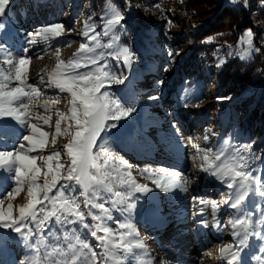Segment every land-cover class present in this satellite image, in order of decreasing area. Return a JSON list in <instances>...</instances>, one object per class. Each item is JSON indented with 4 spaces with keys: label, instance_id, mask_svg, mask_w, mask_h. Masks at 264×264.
I'll return each mask as SVG.
<instances>
[{
    "label": "rangeland",
    "instance_id": "rangeland-1",
    "mask_svg": "<svg viewBox=\"0 0 264 264\" xmlns=\"http://www.w3.org/2000/svg\"><path fill=\"white\" fill-rule=\"evenodd\" d=\"M20 1L26 5L25 9L33 11L32 13L36 17L32 22H27L26 26L24 25L25 27L21 26L19 28L17 26V17L13 15L15 4L17 2L20 3ZM136 6L130 2L129 9L124 13L110 0L104 1L103 5L98 4L94 7L91 6V2H82V0H10V9L7 15L0 17V23L5 24L3 31H0L1 45H5L7 48L11 47L12 51L20 50V53H22L21 49L25 51L28 47L35 48L37 52L42 51L43 54L56 49L61 55L58 60L63 59L66 63L73 58L80 59L83 62L82 57L84 54L77 55L81 43H88L90 47L95 48L96 42L90 40L93 31L100 34L98 40L103 45H106L113 36L117 37L118 39L113 41L112 49L103 47L96 50L97 53L101 51L105 53L104 59L99 60L97 66H106V70L117 75L121 73L127 75L128 78L124 84L115 85L106 82L105 88L110 92L111 97L122 106L135 109L129 117L119 121L117 127L102 133L93 149L94 154L100 153L99 163L101 168L97 175L98 179L103 181V185L100 186L101 198L97 202L105 203L106 207L111 211L112 219H108L101 210L93 209L95 214L101 216V220L94 222L88 217L87 222L90 224L100 223L102 229H112L111 235L103 230L98 231V235L107 237L105 241L107 247L102 246L99 241L91 237L88 230L81 229L78 224L47 226V231L37 230V234L33 235L29 240V244L34 245L33 248L26 247L18 234L8 229H0V238L15 236L17 241H20L18 244L19 251L15 253L20 256L18 257L19 260L23 259L22 261L25 264H62L64 261H68V264H70L74 253L79 257L77 264H93L91 252L88 249L81 248L80 242L76 239L77 236H79L80 241L88 243L96 252L95 264H140L141 252L145 250L147 254L149 253L146 247L150 249V252L157 251L160 255L163 254L155 248L158 246L156 240L150 239L157 234L146 230V224L149 223V213L153 212L161 215L168 213L165 204L170 201V203H174L172 208L177 215H181L182 211L185 210L188 214L185 215L187 218L199 217L200 213L197 212L200 210H192L196 203L192 199L199 203L202 196H205L206 201L215 200L219 205L216 215H213L211 204H207L205 209L203 208V210L208 211V214L204 215L205 219L203 220V222L206 221L205 228L199 227V224H202L200 221H198V226H196L193 220L185 224V226H181L187 232H191L189 236L192 237L194 235L197 238V242L193 241L188 246V248L195 249V252H192L189 257L190 261L192 258V263L197 264H226L229 254L227 253L228 256L223 259L220 249L227 244L235 245L239 237H233L230 225L227 227L225 225L228 224L230 218L246 212L252 214V225L245 231L248 239L241 251V264H261V261H255L252 257L261 255L262 260H264V254L258 251L262 242L251 236L250 233L253 231L264 232V225H260V216L257 214V205L264 209V197L249 192L241 208L238 210L232 209L225 201L230 196L233 200L235 199V187L229 190L224 183L210 172L202 170L201 172L199 170V173L208 176L212 185V187H206L207 191L205 192L207 193H200L199 189L196 191L194 187L189 189L190 183L183 185L186 191L181 192L180 188H174L171 192H168L171 194L170 197H167L165 192L155 188L154 179L159 178L161 175L165 176V174L163 170L155 169L156 167L153 166V163L166 162L161 161L160 157L155 155L143 156L138 152L140 149L144 152L149 149L153 153L156 152L158 155L168 156L170 159L186 161L187 172H195L203 163L204 149L211 148L213 156L222 153L221 160L215 163L232 164L235 163L233 159L235 149L250 144L252 147L247 154L248 167L259 169V173L254 172L253 174H259L261 179L264 180V143L253 144L250 141L251 136L248 130L251 127L248 124L246 125V122L243 129L230 132L229 134L221 130L220 119L222 112L216 109L218 101L215 99L213 86L209 83L204 70L201 71L198 77L190 78L189 76L181 75L180 68L192 51L191 45H185L182 51L176 52L172 49V44L179 39L175 35V31L180 29L179 20L187 8L186 0H157L156 3L145 8ZM114 11L120 12L125 18L114 32L109 30V36H104V22L111 18ZM135 11L137 15L149 20L151 23V27L148 30L151 36L145 40L142 49L138 48V43L135 41L136 32L130 31L127 26V21L132 20L131 13L135 15ZM24 15H27V13H23ZM102 17L104 19H101ZM86 21L95 26L94 29L89 30V37L83 36ZM56 23L64 26L62 35L60 37L49 36L47 40H44V34L39 33L38 30ZM246 31L240 37L234 54L243 61L248 62L256 53L254 49L257 47L254 44V35L252 48L248 47L247 38L245 37ZM30 34H36V44L31 43L32 37ZM13 43L14 47L12 46ZM125 47L131 53V69H127L123 64L122 53L119 61L115 58V54L121 52ZM66 53H69V55L65 56ZM109 53H112V55H109ZM27 58L30 59V72L32 61L30 57ZM223 61L224 57L219 56L218 62L223 63ZM93 67L89 65L87 68H81L78 71L91 70ZM28 83L39 87L42 93L41 97L35 101H52L56 99L59 101L55 104L50 103L48 111L44 108L45 113H42V107H39V111L32 115L31 122L37 123L44 131L49 132V136L48 143L44 149H38L29 154L48 156L59 151L61 153L60 162L65 165L64 171H66L68 157L64 145L68 143V137L63 134L66 124L65 122L61 123L62 132L60 135H56L55 123L58 119L57 112H67L70 108L69 94L60 93L55 88L48 87L46 90L43 87L41 88V84L31 79H28ZM104 90L102 89L101 92ZM165 95L169 96L167 100L164 98ZM153 96L158 97V99L151 100L150 97ZM25 99L29 102L28 98ZM184 107L188 111L180 114ZM176 111H179L178 115ZM37 114L49 115L51 117L49 124L45 125L42 120L36 119ZM6 119V117L0 118V122ZM245 119L246 115L242 117V120ZM111 122L108 121L107 123ZM190 122L194 124L190 126ZM11 123L16 128H22L25 132L24 134H28L29 130L27 128L24 129L23 125L15 119H11ZM131 125L134 127L132 132L117 134L118 129L127 131ZM206 129H211L212 132H207ZM212 133H215V135H212ZM190 135L195 139L192 140ZM23 136H20L17 146L20 143H25L27 147V142L23 141ZM206 136L208 139H205ZM199 160L202 161L201 164L198 163ZM121 161H127L128 164L131 163L130 171L138 183H144L153 188V191L149 193H137L134 195L133 200L137 206L130 213L120 212L111 206L112 200L116 199L114 195L116 191H127V188L121 183V178L128 170L123 169ZM53 163L55 164L56 162L53 161ZM37 164L42 167L39 183H43V171L46 168L39 159ZM165 168L168 169V167ZM141 173H144V175H141ZM0 177L6 181L5 183L1 181V184L6 187L7 193L13 190L15 187L14 170L0 169ZM182 177L187 178L185 172ZM60 183L63 184L64 181L61 180ZM104 185L111 187L112 191L108 192ZM57 188H59V184ZM208 189L210 190L208 191ZM80 191V187L76 186V192L79 193ZM7 193L0 195V199L5 201L3 205L5 210L9 203L6 198ZM181 193L187 195V200L189 201L177 205L178 194L180 195ZM55 194L56 189L50 195ZM144 198L150 199V203L145 204ZM83 199L81 196V208L86 211L82 203ZM11 203L13 205V216H18L20 206L27 203V185L24 186L23 191L12 199ZM37 207L39 208L41 205ZM129 220L134 225L133 235L125 236L121 240L120 235L126 230L118 228L116 222L125 223ZM195 226L200 229L196 231ZM73 228L76 229L75 232L72 231ZM174 232L175 230H172L170 235H167V238ZM202 232L204 234H200ZM164 239L165 236L161 237L160 242L165 241ZM108 241H111V243H108ZM200 241L204 244L203 246L199 244L201 243ZM70 245H74L75 248L70 247ZM126 245L131 246V252L125 250ZM36 248L39 251H36ZM198 250L201 254H204L203 260L201 254H197ZM1 251L2 249H0V253ZM182 253L184 251H181ZM148 259L152 260L150 255ZM220 259L226 260L225 263ZM183 260L186 261L184 258Z\"/></svg>",
    "mask_w": 264,
    "mask_h": 264
},
{
    "label": "snow or ice",
    "instance_id": "snow-or-ice-1",
    "mask_svg": "<svg viewBox=\"0 0 264 264\" xmlns=\"http://www.w3.org/2000/svg\"><path fill=\"white\" fill-rule=\"evenodd\" d=\"M231 2L235 3L237 0H231ZM261 3L264 6V0H261ZM244 5L247 6V0H244ZM9 9L10 0H0V17H5ZM124 18V15L120 12L114 11L111 18L104 22L103 35L109 36V30L114 32L116 27L122 24ZM94 27V24L86 21L83 36L89 37V30L94 29ZM4 28L5 24L0 23V31H3ZM63 30L64 26L56 23L42 27L38 31L44 34L43 39L47 40L49 36L60 37ZM30 35L32 37L31 43L36 44V34ZM99 35V33L93 31L90 36V40L96 42L95 48L90 47L88 43L80 44L77 55L84 54L82 57L83 62L76 58L69 60L67 63L63 59H59V62L48 73L47 87L55 88L60 93H68L70 97V108L67 112L58 111V119L55 123L56 135H60L62 132L61 123L65 122L66 124L63 130V134L68 137V143L64 145L68 157L66 171H64L65 165L60 162L61 153L59 151L48 156L29 154L38 149H44L49 136V132L44 131L37 123L30 121L29 117L32 115L28 111L30 103L23 102L24 98H28L29 102H33L42 95L39 87L28 83L30 59L25 56L16 60L9 58L7 63L11 67L7 71L0 68V118L15 119L29 130L28 134L23 136V141L27 142V147L25 143H20L15 150H0V169H12L15 174V187L6 194L9 201L6 210L3 207L4 199H0V229H8L18 234L21 241L28 248L34 247L33 244H29V240L37 234V230L47 231V226L78 224L81 229L88 230L91 237L105 247H107L105 245L107 237L98 235V231L103 230L109 235L112 233L111 228L102 229L100 223L90 224L87 222L88 217L94 222L101 220V216L95 214L93 209L101 210L108 219H112L111 211L105 203L97 202L101 198L100 186L103 185V181L98 179L97 175L101 168L99 163L100 153L94 154L93 149L102 133L117 127L118 122L129 117L135 109L122 106L111 97L110 92L105 88L106 82L121 85L128 77L124 73L119 75L112 73L106 70V66H97L98 61L104 59L105 53L103 51L97 53L96 50L103 47L112 49L113 41L118 39L113 36L106 45H103L98 40ZM253 35L251 29H248L245 33L249 48H252L253 45ZM254 50L256 52L260 51L259 48ZM121 53L123 54V64L127 69H131L129 49L125 47L121 52L115 54L118 61ZM109 55H112V53H109ZM57 56H59V53H57ZM221 63H217L216 66L220 67ZM89 65L94 67L91 70L78 71L81 68H87ZM44 79V76L41 75V82H44ZM13 81L18 82L16 87H10ZM102 89L105 90L101 92ZM150 99L156 100L158 97L153 96ZM58 102V99L45 100L42 106L48 111L50 103L55 104ZM36 119L42 120L43 124L47 125L51 117L37 114ZM108 121L112 122L107 123ZM206 131L212 132L211 129H206ZM212 135H215V133H212ZM3 139L4 137L0 135V140ZM205 139H208V137L206 136ZM251 147L252 145L249 144L236 148L233 157L235 163L232 164H217L215 162L221 160L222 153L213 156L211 148L203 150L202 171L210 172L224 183L229 190L234 187L236 189L235 199L233 200L230 196L225 201L232 209H240L249 192L264 197V180L261 179L259 174H253L254 172L259 173V169L248 167L247 154ZM38 159L42 161L46 168L43 171V183H39L42 167L38 166ZM53 161L56 163L54 164ZM121 164L123 169L128 170L121 178V183L127 188V191H116L114 193L116 199L112 200L111 206L120 212L130 213L137 206L133 200L134 195L149 193L153 191V188L147 184L137 182L132 176L131 165L127 161H121ZM164 171L167 172L168 170L165 169ZM141 175H144V173H141ZM172 177L173 179L168 180L161 175L159 178L154 179L155 188L165 193L171 192L174 188L186 191L184 186L175 178V173H172ZM61 180L64 181L63 184L60 183ZM58 184L59 188H57ZM25 185H27V203L20 206L18 216H13L11 201L24 190ZM76 186L81 189L79 193L76 192ZM104 187L108 192L112 191L111 187L106 185ZM54 189H56V194L50 195ZM81 196L84 198L82 203L86 211L81 208ZM199 202L201 205L206 203L203 200ZM38 205H41V207L38 208ZM211 208L215 216L219 208L215 200L211 201ZM201 213H203V207ZM257 214L260 216V225H264V209H261L259 205H257ZM251 217L252 214L245 212L237 217L230 218L228 224L225 225V227L230 225L233 237H239L235 245L227 244L220 249L222 256L224 253L229 254L230 258L227 259L226 264H241V251L248 239L245 231L252 225ZM116 223L118 228L126 230L121 233V240L125 236L133 235L134 225L130 220L125 223L119 221ZM203 223L206 226V221ZM72 231L75 232L76 229L73 228ZM250 235L262 242L258 251L264 254V232L253 231ZM76 239L80 242L82 249H88L91 252V259L95 264L96 252L88 243L80 241L79 236ZM2 243L3 238H0V244ZM108 243H111V241H108ZM70 247L75 248L74 245H70ZM35 250L39 251L38 248ZM125 250L131 252V246L126 245ZM78 259L79 257L74 253L70 264H77ZM252 259L261 261V264H264L261 255H254ZM19 264H24V262H19ZM62 264H68V261H64Z\"/></svg>",
    "mask_w": 264,
    "mask_h": 264
},
{
    "label": "trees",
    "instance_id": "trees-1",
    "mask_svg": "<svg viewBox=\"0 0 264 264\" xmlns=\"http://www.w3.org/2000/svg\"><path fill=\"white\" fill-rule=\"evenodd\" d=\"M91 2V6L103 5L108 0H82ZM122 12H126L130 2L145 8L157 0H110ZM187 8L179 20L178 36L172 44L174 51L185 45H191V53L180 68L182 76L198 77L202 70L206 72L213 86L216 109L222 112L220 124L224 133L241 130L244 123L251 142L264 143V6L261 0H186ZM136 6V7H137ZM132 20L127 21L130 31H135V41L142 49L151 35L149 20L131 13ZM126 28V27H125ZM247 29L254 33V44L260 49L251 60L243 61L235 56L240 37ZM128 41V39H126ZM219 56L223 63L217 67ZM232 100V102H230ZM246 115V119L242 117Z\"/></svg>",
    "mask_w": 264,
    "mask_h": 264
},
{
    "label": "bare ground",
    "instance_id": "bare-ground-1",
    "mask_svg": "<svg viewBox=\"0 0 264 264\" xmlns=\"http://www.w3.org/2000/svg\"><path fill=\"white\" fill-rule=\"evenodd\" d=\"M15 1H18V0H15ZM15 5H16V7L14 9V15L13 16L17 17L16 18L17 26L19 28L21 26H24L27 22L30 23V22H32V20H34V18L36 16L32 13L33 11L26 10L25 9L26 5L23 4L22 1H20V3L17 2ZM23 13H27V15L23 16ZM28 44H30V43H28ZM12 46L14 47V43L12 44ZM21 50H22V53H20V50L12 51L11 47L7 48L5 45H1V42H0V68H3L5 71H7L11 67L7 63V60L9 58L16 60L19 57H24V56L30 57L32 63H31V69L29 72V79L34 80V82H37L38 84H41L42 85L41 88L43 87L47 90V88H48L47 87L48 73L55 67L56 63L59 62L58 57L61 56L59 51L55 49L52 52H46L43 54L42 51L37 52V50H35V48H33V47H31V48L28 47L27 51H23V49H21ZM3 51H5V52H3ZM57 53H59V56H57ZM69 53L68 54L66 53L65 56L69 55ZM41 75H43L45 78L44 82H41V80H40ZM17 85H18V82L13 81L11 83L10 87H16ZM168 97H169L168 95H165L164 96L165 100H167ZM170 99H171V97H170ZM44 101L45 100H42V101L38 100V101L30 103V107H29L28 111L31 112L32 115H34L35 113H37L39 111L38 108L42 107L41 112L45 113L44 107L42 106L44 104ZM23 102L29 103L26 101L25 98H24ZM21 111H23V110H21ZM41 112H39V113H41ZM32 115L29 117L30 121L32 119ZM23 128L26 129L24 126H23ZM24 133L25 132L22 130V128H16L14 126V124L11 123L10 118H7L6 120H3L2 122H0V135H2L4 137L3 140H0V150H8V151L15 150L17 148L18 141L20 140L19 139L20 136L26 135ZM185 136H186V134H185ZM190 138L192 140L195 139L191 135H190ZM146 151L147 152H144L141 149L138 150L139 154H141L143 156L155 155V156L160 157L161 161L166 162V163H163V162L153 163V166L156 167L155 169L163 170V173L165 174L166 179H168V180L173 179L172 173H175L176 174L175 178L179 181L180 184H182V185L189 184L188 180H189L190 172L189 171L187 172V162L186 161L170 159V157H168V156L165 157L163 155L162 156L158 155L156 152L153 153L149 149H147ZM168 160H170V161L168 162ZM129 164L131 165V163H129ZM163 165H165V166H163ZM165 167H168V169ZM165 169H167L168 171L165 172L164 171ZM184 172H185L187 178L182 177V174H184ZM192 180L194 181V183H193V185H191L189 187V189L194 187L195 186L194 184H197L198 187H204V185H205V188H194V189H196V191L199 189L200 193H207V192H205V191H207L206 187L207 186L212 187L211 183L209 182L208 176L201 175L200 180H199L198 176H195ZM1 181H2V183H5L6 181L4 180V178L0 177V195L1 194L4 195L5 193H7V190H6V187H4L3 184H1ZM202 181L204 182L203 185L201 184ZM181 192H182V190H181ZM170 195H171L170 193H166L167 197H170ZM203 195H205V194H203ZM144 199H145V204H149L151 201L148 198L147 199L144 198ZM192 200H193V202H196L194 204V207L192 208L193 211L201 209L202 207L205 209L207 204H211V201L205 200V196H202V198L200 199V201L203 200L206 202L204 205H201L200 202L198 203L194 199H192ZM187 201H189V200H187V195L182 194V193L180 195L178 194V204L177 205L183 204ZM165 205H166V211L168 210L167 211L168 213H166L167 216L165 214L161 215V214H155L153 212L149 213V221H148L149 223L146 224V230L152 231L153 234L154 233L157 234L154 237L152 234L153 238H150V239L156 240V242L158 243V246L155 248H157V250L159 252H162V250H164V248H165L164 245L169 246L174 250V253L176 256L171 257V264H177V262H179L178 264H197V263H192L193 262L192 258H191V261L189 259V257L191 256V253L195 252V249L193 250L192 248H188V246L193 241L197 242L196 236H194V235H193L194 237L189 236L190 235L189 233H191V232H187V231L186 232H174V234L171 235L169 238L165 237V239H164L165 241L160 242V240H161V237H164L165 235H170V232L172 231V229H174V225H173L174 221L168 222V219H169L168 217H171V216L178 217L179 216L178 218H180V220L178 221L177 226H185V224H188L191 220H193V223L195 222V224L197 225L198 221H200V223L203 224V220L205 219L204 215L208 214V211L203 210L204 211L203 215H201L199 217H195V218L193 217L191 219V217L187 218L185 216V215H188L185 210L182 211L183 213L181 215H177L176 211L172 208L174 206V203H170V205L168 203H166ZM200 213H201V211H200ZM147 215H148V211H147ZM173 217H171V218H173ZM195 229L197 231L198 227L196 228V226H195ZM200 234H204V232H202ZM19 243H20V241H17L15 236L3 238V243L0 244V249H2V251L0 253V264H19V262H23L22 261L23 259L19 260L18 257H20V256H18V254L15 253V252L19 251L18 250V244ZM199 244L202 246L204 245L202 242ZM183 247H184V250H183ZM146 250H148L149 253L147 254V252L145 250L143 252H141L140 264H158L159 263L158 259H160V255L157 256V254H152L147 247H146ZM181 251H184V253L181 254ZM155 253H158V252L155 251ZM198 253L201 254V252H199V250L197 251V254ZM149 255H150V258L152 260L148 259ZM201 256H202L201 258L203 260L204 254H201ZM225 256L226 257L228 256L227 253H224L222 258L224 259ZM16 257H17V259H16ZM182 257L184 259H186V261H184ZM227 258H229V256ZM221 261H223V260H221ZM225 261L226 260H224L223 263H225Z\"/></svg>",
    "mask_w": 264,
    "mask_h": 264
},
{
    "label": "water",
    "instance_id": "water-1",
    "mask_svg": "<svg viewBox=\"0 0 264 264\" xmlns=\"http://www.w3.org/2000/svg\"><path fill=\"white\" fill-rule=\"evenodd\" d=\"M133 129H134L133 125H131L127 131H123V130H121V129H118V130H117V134H122V133L132 132Z\"/></svg>",
    "mask_w": 264,
    "mask_h": 264
}]
</instances>
